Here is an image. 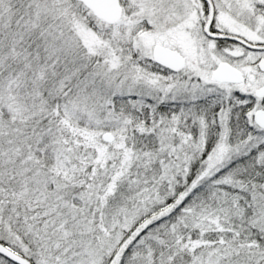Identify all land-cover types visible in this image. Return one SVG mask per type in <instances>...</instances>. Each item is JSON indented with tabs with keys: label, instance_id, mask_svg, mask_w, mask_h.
Returning <instances> with one entry per match:
<instances>
[{
	"label": "snow or ice",
	"instance_id": "6c2138e0",
	"mask_svg": "<svg viewBox=\"0 0 264 264\" xmlns=\"http://www.w3.org/2000/svg\"><path fill=\"white\" fill-rule=\"evenodd\" d=\"M0 264H264V0H0Z\"/></svg>",
	"mask_w": 264,
	"mask_h": 264
}]
</instances>
